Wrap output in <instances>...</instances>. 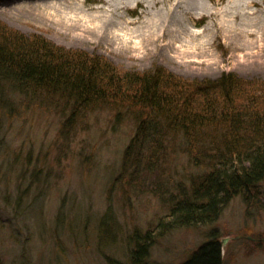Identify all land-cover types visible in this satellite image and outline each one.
<instances>
[{
    "label": "rangeland",
    "instance_id": "1",
    "mask_svg": "<svg viewBox=\"0 0 264 264\" xmlns=\"http://www.w3.org/2000/svg\"><path fill=\"white\" fill-rule=\"evenodd\" d=\"M3 1L0 31H9L0 37L13 41H46L121 72L162 67L189 80L224 72L252 84L264 80V0H173L161 18L171 10L176 26L155 35L149 30L161 19L153 15L161 3L127 0L111 12L117 36L82 38L57 10ZM102 2L65 0L57 8L64 17L82 7L99 24ZM7 83L0 78V91ZM20 87L0 93V264H185L210 241L219 245L220 264H264V176L249 188L219 191L205 216L173 213L178 201L195 198L213 170L249 166L248 149L264 150L263 124L229 134L230 123H220L218 140L205 143L215 157L196 162L179 135L159 148L143 145L129 108H78V95L60 88ZM246 142L238 154L234 148Z\"/></svg>",
    "mask_w": 264,
    "mask_h": 264
},
{
    "label": "trees",
    "instance_id": "2",
    "mask_svg": "<svg viewBox=\"0 0 264 264\" xmlns=\"http://www.w3.org/2000/svg\"><path fill=\"white\" fill-rule=\"evenodd\" d=\"M5 36L0 37L4 43H0V78L12 83L3 84L0 93L10 87L21 86V91L24 85L37 84L78 95L73 104L78 108L93 110L98 105H114L119 113L129 108L135 114L143 145L151 141L159 148L169 135L174 138L179 135L180 145L198 162V156H204L205 160L215 157L205 143L210 140L214 144L218 140L219 132L214 128L220 123H230L229 134L248 128L260 130V125L264 126V107H261L264 106V80H255L257 83L252 84L233 72H224L215 80H189L162 67L143 73L121 72L102 58L64 51L46 41L29 42L24 38L13 41ZM66 121L72 124L71 118ZM226 143L230 144V139ZM249 144L246 142L234 149L239 154ZM246 159L249 166L213 170L200 190L195 189V198L183 199L173 206L175 216L195 220L214 210L219 191L227 195L251 187L256 179L264 176V150L250 152L248 149ZM185 264H220L218 243L210 241L200 247Z\"/></svg>",
    "mask_w": 264,
    "mask_h": 264
},
{
    "label": "bare ground",
    "instance_id": "3",
    "mask_svg": "<svg viewBox=\"0 0 264 264\" xmlns=\"http://www.w3.org/2000/svg\"><path fill=\"white\" fill-rule=\"evenodd\" d=\"M12 1L13 0H5L2 3L5 4V3H10ZM82 1H86V0H82ZM126 1L127 0H103L102 4L97 6L98 10H96V12L102 11L103 13H105V16H103L102 19H100L101 21L99 24H95L93 21L88 19L87 17L88 15H85V13L82 12L83 10L82 7H80L79 9L77 8L74 10H70L69 12H67V16L62 17L63 16V14L61 13L62 11L58 9L57 6L61 7L62 6L61 4L62 3L64 4L65 0H30V3H31V6L33 4L34 8H38L42 5L47 9H54V10L59 11L61 14L60 19L65 23V25L70 28L80 29L81 33H77L78 35L77 37L82 38L81 36L86 35L85 33L87 32L89 34L94 33L95 35H99V34L102 35V33H105V35H111V37L117 36V34L119 33H116L115 29L113 28V25H111V20H110V16L112 15L111 12L114 11L113 8L115 9L118 7L125 8L127 5ZM154 3L155 4L161 3L160 6L157 5L155 9L156 11H154L155 13H153L154 16L156 15L158 18H161L165 16L166 14L164 12L165 11L164 6H167L170 3H173V0H153V4ZM169 14L167 18L164 17V18L158 19L159 21H157V23H155L154 26L149 30V35L159 34V31L164 30V27L166 25H169L168 26L169 29H171L173 26H176L175 25V20H176L175 15L171 16V10ZM66 17L68 19H66ZM163 22L164 24H161ZM174 28L177 31V27H174ZM172 32H174V29H172Z\"/></svg>",
    "mask_w": 264,
    "mask_h": 264
}]
</instances>
